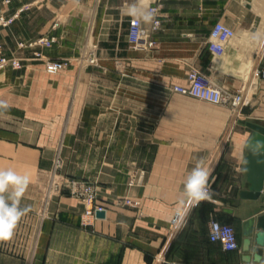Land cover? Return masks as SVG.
I'll return each mask as SVG.
<instances>
[{
	"label": "crops",
	"instance_id": "0c3cea01",
	"mask_svg": "<svg viewBox=\"0 0 264 264\" xmlns=\"http://www.w3.org/2000/svg\"><path fill=\"white\" fill-rule=\"evenodd\" d=\"M134 2L0 0L7 16L31 4L0 28L4 54L26 61L0 70V100L9 105L0 111V168L30 177L20 207L37 220L35 264H264V190L250 196L262 161L250 158L246 125L264 126V0H152L162 27L145 25L138 48L129 44L125 14ZM217 22L237 33L221 56L208 45ZM41 37L56 42L18 50ZM34 50L43 59L32 61ZM46 59L69 65L47 78ZM192 70L252 107L249 116L238 113L221 149L236 109L172 92ZM58 158L57 175L96 187L91 225L82 224L83 201L68 191L42 211ZM198 160L211 168L212 201L193 208L177 232L183 183ZM210 220L234 227L238 250L210 241Z\"/></svg>",
	"mask_w": 264,
	"mask_h": 264
},
{
	"label": "built area",
	"instance_id": "2783aa9c",
	"mask_svg": "<svg viewBox=\"0 0 264 264\" xmlns=\"http://www.w3.org/2000/svg\"><path fill=\"white\" fill-rule=\"evenodd\" d=\"M15 0H5V4H11ZM43 1V0H40ZM31 4H26L23 6L20 11L12 16H7L4 14H0V27H9L15 23V21L19 17V13H23L26 9H29ZM157 8V7H152ZM158 9V8H157ZM156 20L158 21V24L155 26L151 25V31L155 32L160 30L162 27V21L160 20L159 15V9L156 16ZM144 28V26H143ZM140 31L139 26H135L132 23V20L130 21L129 30H128V38H129V44L133 48H138L143 44L144 36H145V28H144V34L142 36H138L137 34ZM236 33L235 31L229 27L228 25L217 22L210 34V41H209V50L214 56H221L225 53V45L231 41L235 37ZM56 42V38L54 37H41L36 41H33L31 43H21V48H43V47H49L52 44ZM155 45L154 41H149L147 43V48L152 49ZM35 56L37 59H43L42 52L39 50H34ZM94 62V61H92ZM45 70L49 74H57L66 69L69 65V61L67 60H50L46 59L44 60ZM12 67L14 69H20L23 67V61L20 58H14V59H8L2 54V47L0 46V67L6 68V67ZM261 77L264 79V70L260 73ZM205 88H211L213 92L218 95L219 100L216 103H211L214 105H233L235 109H238L240 105H238V102L242 101V97H233L228 92L223 90L221 87L215 85L212 83L209 78L204 75L203 73L192 70L187 75L186 82L183 84H176L171 87L172 92L192 97L195 99H198L200 101L208 102L206 99H203L204 96V89ZM210 103V102H208ZM60 160L59 158L56 160L55 169H58ZM55 172V171H54ZM132 184H135V181L132 182ZM70 192L73 196L78 197L86 204V209L84 211V214L82 216V224L83 225H91L92 221L94 219L95 211L97 210V193L92 185L86 182H80L73 180L71 182ZM214 223H211L210 231L215 230V226L219 225V231L221 233L220 238H217L215 241L210 239L211 242L214 243H220L224 250L226 251H236L239 249V243L237 239V234L233 226L229 224L222 223L220 221L214 220ZM210 238V233H209Z\"/></svg>",
	"mask_w": 264,
	"mask_h": 264
},
{
	"label": "clouds",
	"instance_id": "9594fccd",
	"mask_svg": "<svg viewBox=\"0 0 264 264\" xmlns=\"http://www.w3.org/2000/svg\"><path fill=\"white\" fill-rule=\"evenodd\" d=\"M152 0H135L126 8V15L132 18V23L140 27L137 34H144L145 25L158 24L156 16L157 8L151 7ZM260 34H256L259 39ZM203 99L210 103H216L219 100L211 88H205ZM9 107L6 101L0 100V111H5ZM211 168L203 160H198L195 166L185 177L183 183V192L178 207L172 221L174 229L178 232L187 225V218L193 208L200 205L201 202H211L213 192L209 185ZM30 184V177L27 174H18L13 169L0 168V241L10 240L17 228L21 218L25 215L27 209L20 207L21 198L24 196ZM210 223H214L210 220ZM219 225L215 230L210 231V239L215 241L220 238Z\"/></svg>",
	"mask_w": 264,
	"mask_h": 264
},
{
	"label": "rangeland",
	"instance_id": "374dc122",
	"mask_svg": "<svg viewBox=\"0 0 264 264\" xmlns=\"http://www.w3.org/2000/svg\"><path fill=\"white\" fill-rule=\"evenodd\" d=\"M29 9H26L25 11H27ZM11 26H9V27H11ZM9 27H6V28H9ZM0 28H4V27H0ZM235 33H236V31H235ZM20 44L18 45V50L24 49V48L20 47ZM0 46L2 47L3 56H5L8 59L20 58L23 61V67L20 68V69H23L25 67V63H26L25 59L19 57L16 54L12 55V56L5 55L4 54V46L2 44H0ZM31 60L35 61V60H41V59H37L36 58L35 51H34V54H33V57H32ZM31 60H29V61H31ZM90 60H91L90 61L91 65L96 63L95 62V58L92 57ZM92 61H94V62H92ZM44 67H45V65H44ZM8 68L13 69V70H20V69H14V68H12L10 66L6 67V68H1L0 67V70L2 71V70H5V69H8ZM60 73L49 74L45 70V75H47V78H49L51 76L54 77V76H56V75H58ZM258 80H259V78L257 77L256 81H258ZM45 81L46 80L43 81V85H45ZM214 83H216V82H214ZM219 87H221L223 90H225L226 92H228L231 96H233L235 98L238 97V96L242 97V95H239V94L234 95L231 91H229L226 88V86L224 84L219 86ZM43 95L46 96V93L44 92ZM248 102H249V100H248ZM232 107H233V105H232ZM251 108L252 107L242 106L241 105V106H239L238 109H236L235 114L238 112L240 115L249 116V115L252 114V109ZM59 160H60L59 167H58V169H55V165L56 164H54V171L62 169L63 165L61 164V159H59ZM55 163H56V161H55ZM47 180H48V185L46 186L45 191H44V202H43V205H42V211L46 210L48 208L49 200L51 199V197H54L55 194H57V192L64 193L65 191H68L71 194L70 187H71V182L73 181V180H71L69 182L67 177L61 176L60 173H58V175H57L56 172H53V174H51L49 172L47 174ZM76 181L88 183L87 181H84V180H77L76 179ZM132 182L133 181H131V184H132ZM67 183L70 186H67L66 185ZM132 185H134V184H132ZM93 188L96 191V187L93 186ZM96 193H97V191H96ZM83 204H84V211H85L86 204L84 202H83ZM36 221L37 220L35 218H33L32 214L25 213V215L19 221V223L17 225V228L15 229L13 237L10 240L0 241V264H35L36 257H37V254H38V250H36V242H37V237H36V231H37L36 227H37V225H36Z\"/></svg>",
	"mask_w": 264,
	"mask_h": 264
},
{
	"label": "water",
	"instance_id": "95a60500",
	"mask_svg": "<svg viewBox=\"0 0 264 264\" xmlns=\"http://www.w3.org/2000/svg\"><path fill=\"white\" fill-rule=\"evenodd\" d=\"M254 74H252L251 76L253 77ZM239 111V110H238ZM239 114L238 112L235 114L233 121L230 125V128L225 136V138L223 139L222 145L220 146V149L223 147L225 141L228 139V136L230 135V131L234 125V123L237 121ZM246 125L251 128L253 130V135L251 136L249 142H248V148L249 150V154H250V158L251 159H255L258 158L262 161V165H261V172H260V177L258 178V180H253V184H252V189L251 192H253L250 196H252L253 199H258L261 196V192L264 190V174H263V170H264V126H260L254 123H246ZM261 152L263 155H260ZM250 160V159H249ZM102 215V214H100ZM252 220L249 221L247 224L249 226L252 225ZM259 227L264 229V217L261 219ZM250 234V232H249Z\"/></svg>",
	"mask_w": 264,
	"mask_h": 264
},
{
	"label": "bare ground",
	"instance_id": "6f19581e",
	"mask_svg": "<svg viewBox=\"0 0 264 264\" xmlns=\"http://www.w3.org/2000/svg\"><path fill=\"white\" fill-rule=\"evenodd\" d=\"M240 103H241V101H240V102H238V105H240Z\"/></svg>",
	"mask_w": 264,
	"mask_h": 264
}]
</instances>
